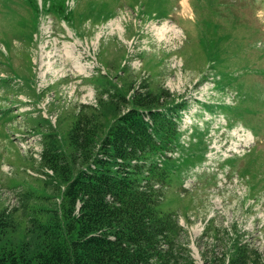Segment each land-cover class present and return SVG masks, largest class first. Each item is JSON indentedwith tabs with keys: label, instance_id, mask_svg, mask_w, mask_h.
I'll use <instances>...</instances> for the list:
<instances>
[{
	"label": "rangeland",
	"instance_id": "obj_1",
	"mask_svg": "<svg viewBox=\"0 0 264 264\" xmlns=\"http://www.w3.org/2000/svg\"><path fill=\"white\" fill-rule=\"evenodd\" d=\"M27 2L0 0V211L17 233L57 194L45 133L68 139L77 115L99 112L116 96L107 77L182 104L156 156L182 260L230 264L237 244L264 264V0H52L37 15Z\"/></svg>",
	"mask_w": 264,
	"mask_h": 264
},
{
	"label": "trees",
	"instance_id": "obj_2",
	"mask_svg": "<svg viewBox=\"0 0 264 264\" xmlns=\"http://www.w3.org/2000/svg\"><path fill=\"white\" fill-rule=\"evenodd\" d=\"M63 1L58 0L60 6ZM27 4L37 15V0ZM114 87L116 96L102 101L99 112L77 115L68 139L53 129L45 133L42 159L58 181L57 194L40 196L54 202L33 207L22 233L10 213L0 211V264H195L192 257L182 260L177 239L182 227L161 208L153 187L166 177L156 156L178 135L167 111L182 104L171 108V100L169 109H161L167 91L157 93L148 85L131 96V84ZM233 250L230 264H248L245 246L235 244Z\"/></svg>",
	"mask_w": 264,
	"mask_h": 264
},
{
	"label": "bare ground",
	"instance_id": "obj_3",
	"mask_svg": "<svg viewBox=\"0 0 264 264\" xmlns=\"http://www.w3.org/2000/svg\"><path fill=\"white\" fill-rule=\"evenodd\" d=\"M166 28V27H165ZM171 30H175L174 28H171ZM174 32H176V30L174 31ZM167 34V33H166Z\"/></svg>",
	"mask_w": 264,
	"mask_h": 264
}]
</instances>
